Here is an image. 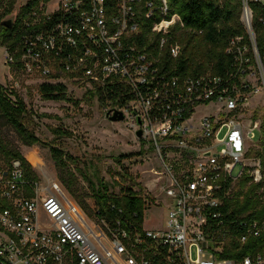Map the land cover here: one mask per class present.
Returning a JSON list of instances; mask_svg holds the SVG:
<instances>
[{
    "label": "built area",
    "instance_id": "1",
    "mask_svg": "<svg viewBox=\"0 0 264 264\" xmlns=\"http://www.w3.org/2000/svg\"><path fill=\"white\" fill-rule=\"evenodd\" d=\"M18 19L20 39L4 46L5 63L44 83L116 92L103 110L121 111L134 135L141 130L139 139L154 148L170 207L160 229L110 222L95 202L88 213L60 183L28 176L13 159L0 167V264H264V247L241 260L216 255L229 237L245 243L264 234V219H233L223 228L221 211L239 180L264 177L261 157L246 163L250 133L262 130L257 123L246 128L241 112L252 96L264 95L250 7L242 20L252 52L236 37L227 48L235 69L185 78L141 44L144 35L160 52L179 56L180 44L169 40L183 23L169 0H26ZM200 107L215 111L195 120Z\"/></svg>",
    "mask_w": 264,
    "mask_h": 264
},
{
    "label": "rangeland",
    "instance_id": "2",
    "mask_svg": "<svg viewBox=\"0 0 264 264\" xmlns=\"http://www.w3.org/2000/svg\"><path fill=\"white\" fill-rule=\"evenodd\" d=\"M253 1V0H246ZM264 2V0H259ZM26 0L0 2L1 20L11 12H17ZM0 83L6 88L7 97L14 103L26 107L23 114L28 128L41 142L27 146L16 130L0 119V167H6L13 159L8 152L18 151L26 158L34 176L39 180H55L66 190L71 199L78 203L95 202V190L101 183L108 186L110 195L122 197L129 190L147 201L145 225L160 229L164 226L170 205L165 202V192L157 172L162 168L155 150L147 142L137 138L126 121H111L104 112L97 95L85 85L66 81L68 100H48L41 92L43 79L29 76L5 63V48L0 45ZM212 109L200 107L195 115ZM242 119L246 128L257 123L262 130L264 95L252 96L241 105ZM257 115V118H255ZM57 130L70 132L71 136L60 135ZM264 135V134H263ZM252 144H248L246 163L250 166L254 158L264 155L259 128L250 133ZM63 152L67 166L61 170L66 182L59 177L52 149ZM131 155V156H130ZM88 213L90 210H86ZM220 249V248H217ZM196 257V247L191 248Z\"/></svg>",
    "mask_w": 264,
    "mask_h": 264
},
{
    "label": "trees",
    "instance_id": "3",
    "mask_svg": "<svg viewBox=\"0 0 264 264\" xmlns=\"http://www.w3.org/2000/svg\"><path fill=\"white\" fill-rule=\"evenodd\" d=\"M5 0H0V2ZM171 15L178 14L183 23L176 24L171 31L170 43H178L181 46L179 56H170L168 48L160 52L156 42L147 40L141 35L142 45L151 50L159 58V65L181 78L188 76H200L211 73L224 75L229 70L235 69V58L233 54L227 53L232 39L242 37L243 43L248 45L252 52V41L249 32L243 23L242 15L244 10L243 0H169ZM32 4L24 7L28 10ZM253 12L252 29L255 34V44L264 61V23L261 18L264 16V2L259 0L248 1ZM12 15L14 12L8 10ZM7 15V16H8ZM18 15L13 28L9 29L1 24L0 45L15 47L20 39L18 28ZM252 56V53L250 54ZM6 88L0 83V119L9 123L21 137L27 146L41 142L40 138L26 125L23 114L26 107L19 102L14 104L6 95ZM41 92L48 100H68L67 87L62 83H44L41 85ZM97 95L103 105L107 98L117 99L116 92L92 91ZM257 118V115L256 117ZM262 134H264V115L262 117ZM60 135L71 136L70 132L57 130ZM53 159L59 170V177L66 182L61 170L67 166L62 151L53 148ZM131 156V155H130ZM10 159H19L28 176H35L30 164L22 153L18 151L8 152ZM262 169L264 172V155L260 154ZM246 176L239 180L235 196L224 203L221 211L224 213V227H228L233 219H264V177L260 183L251 182ZM95 203L99 207V215L104 216L108 221L113 222L116 218L124 220V224L131 227L142 228L147 209L146 200L133 190L122 196L110 195L108 186L103 183L95 190ZM81 206L90 210L86 201L80 202ZM223 240V236H216ZM264 247V234L260 237L252 236L245 243L236 238L229 237L222 252L217 253L218 258L241 260L243 257L253 255Z\"/></svg>",
    "mask_w": 264,
    "mask_h": 264
},
{
    "label": "water",
    "instance_id": "4",
    "mask_svg": "<svg viewBox=\"0 0 264 264\" xmlns=\"http://www.w3.org/2000/svg\"><path fill=\"white\" fill-rule=\"evenodd\" d=\"M243 1H244V8H249V5H246L248 4V1L246 0H243ZM17 14H18V11L14 12L12 15L6 16V18L2 19L1 24L6 28H9V29L13 28L15 21L17 19ZM108 117L110 118L111 121H122L124 119V115L121 111H115L113 115H108ZM137 136L141 138L142 136L141 130L137 132Z\"/></svg>",
    "mask_w": 264,
    "mask_h": 264
},
{
    "label": "crops",
    "instance_id": "5",
    "mask_svg": "<svg viewBox=\"0 0 264 264\" xmlns=\"http://www.w3.org/2000/svg\"><path fill=\"white\" fill-rule=\"evenodd\" d=\"M210 109H212L211 110V112H208V113H212L213 111H215V108L214 107H210ZM208 113H206V114H208ZM203 114H205V113H202L201 115H203ZM200 115V116H201ZM200 116L196 119V118H194L195 120H198L199 118H200ZM146 212H147V209H146V211H145V220H144V227L146 228V229H149V228H147L146 227V225H145V221H146ZM151 229V228H150ZM152 230V229H151Z\"/></svg>",
    "mask_w": 264,
    "mask_h": 264
}]
</instances>
